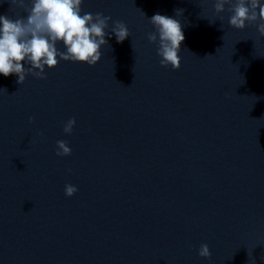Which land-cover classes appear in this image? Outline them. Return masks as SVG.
I'll return each instance as SVG.
<instances>
[{
  "label": "water",
  "instance_id": "1",
  "mask_svg": "<svg viewBox=\"0 0 264 264\" xmlns=\"http://www.w3.org/2000/svg\"><path fill=\"white\" fill-rule=\"evenodd\" d=\"M82 8L130 37H105L95 66L0 74V264H264V37L213 0ZM157 13L182 23L178 70L147 40Z\"/></svg>",
  "mask_w": 264,
  "mask_h": 264
},
{
  "label": "clouds",
  "instance_id": "2",
  "mask_svg": "<svg viewBox=\"0 0 264 264\" xmlns=\"http://www.w3.org/2000/svg\"><path fill=\"white\" fill-rule=\"evenodd\" d=\"M6 2L21 8L24 14L14 17L0 15V74L4 77L15 75L18 77L16 83L20 85L28 75L46 79V67L55 68L60 61L95 66L101 59L102 47L109 45L105 37L114 34L117 43H122L131 35L123 21H113L110 16L99 12H83V0ZM213 7L221 22L224 19L221 14L227 11L230 13L228 24L232 28L243 30L247 26H255L259 35L264 37L262 0H213ZM174 11L179 16L185 10ZM148 20L155 31L148 33L147 40L157 46L160 65L178 70L181 67V44L185 39L181 21L159 13ZM61 43L64 51L57 47ZM25 64L30 66L25 67ZM33 122L34 118L29 117V123ZM75 124V118L67 120L63 127L64 133L71 134ZM56 145L57 156L71 155L72 149L66 141L58 140ZM77 191L75 186L65 185L67 197H72ZM198 255L211 259L212 253L206 243L200 245Z\"/></svg>",
  "mask_w": 264,
  "mask_h": 264
}]
</instances>
